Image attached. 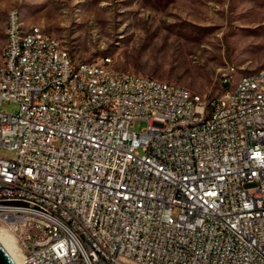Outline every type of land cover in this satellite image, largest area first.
<instances>
[{
  "label": "built area",
  "instance_id": "built-area-1",
  "mask_svg": "<svg viewBox=\"0 0 264 264\" xmlns=\"http://www.w3.org/2000/svg\"><path fill=\"white\" fill-rule=\"evenodd\" d=\"M38 28L11 68V14L0 66V106H18L0 111V148L14 154L0 158V227L27 233L24 264H264V72L227 102L185 104L186 88L111 59L73 74L80 62Z\"/></svg>",
  "mask_w": 264,
  "mask_h": 264
},
{
  "label": "rangeland",
  "instance_id": "rangeland-1",
  "mask_svg": "<svg viewBox=\"0 0 264 264\" xmlns=\"http://www.w3.org/2000/svg\"><path fill=\"white\" fill-rule=\"evenodd\" d=\"M13 11L25 30L39 27L75 62L111 59L115 70L194 95H215L264 70V0H0V54ZM225 72L234 83L224 79L221 87ZM0 111L14 114L18 106L3 103ZM0 158L14 154L0 148ZM0 229L18 249L27 236Z\"/></svg>",
  "mask_w": 264,
  "mask_h": 264
},
{
  "label": "bare ground",
  "instance_id": "bare-ground-1",
  "mask_svg": "<svg viewBox=\"0 0 264 264\" xmlns=\"http://www.w3.org/2000/svg\"><path fill=\"white\" fill-rule=\"evenodd\" d=\"M11 14H13V25L21 30V33L17 34V37H14V45L15 49L13 50V55L10 57V64L11 68H19V63L23 60V57L26 53H28V39H35V28L31 27L29 29H24L22 24L20 23L18 14L16 12H10L8 15V22H7V31H6V43L4 48L0 54V66L6 65V59L8 55V48L10 47L11 41ZM46 34L38 28L37 30V41H44V46L46 47H55L56 42L52 38H45ZM69 53L60 45L58 44L57 48V57L59 58H66L68 57ZM108 60L101 59L99 62H80L75 63V67H73V74H83V69H87L90 67H96L97 64L100 62ZM264 70L256 72L252 75L241 76L240 79L231 86L230 89H221L218 93V100L220 102H227L229 100L230 95L237 93V88L240 87L241 84L244 83L245 79L250 80H258L262 77ZM232 74L226 73L225 74V81L226 82H233ZM234 83V82H233ZM224 86V85H223ZM225 88V87H224ZM263 88H264V78H263ZM186 97H185V104H192L193 99L196 95L191 94L189 91L186 90ZM135 94V87H124L123 88V95H134ZM0 208H7V201H0ZM9 208L11 211H18V204L16 201H9ZM40 214L46 218L48 221V228H55V213L52 207H40ZM1 231L0 229V248L8 257L12 264H24L22 253H20L18 247L15 245L14 239L12 236L8 235L7 233Z\"/></svg>",
  "mask_w": 264,
  "mask_h": 264
},
{
  "label": "water",
  "instance_id": "water-1",
  "mask_svg": "<svg viewBox=\"0 0 264 264\" xmlns=\"http://www.w3.org/2000/svg\"><path fill=\"white\" fill-rule=\"evenodd\" d=\"M0 264H12L1 248H0Z\"/></svg>",
  "mask_w": 264,
  "mask_h": 264
}]
</instances>
